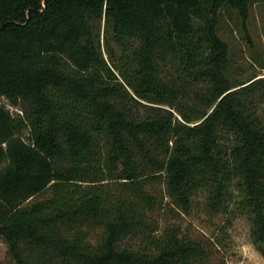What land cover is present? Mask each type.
<instances>
[{
    "label": "trees",
    "instance_id": "1",
    "mask_svg": "<svg viewBox=\"0 0 264 264\" xmlns=\"http://www.w3.org/2000/svg\"><path fill=\"white\" fill-rule=\"evenodd\" d=\"M254 1L0 0L14 264H204L208 243L165 218L198 196L264 247V77L228 76L217 34Z\"/></svg>",
    "mask_w": 264,
    "mask_h": 264
},
{
    "label": "rangeland",
    "instance_id": "2",
    "mask_svg": "<svg viewBox=\"0 0 264 264\" xmlns=\"http://www.w3.org/2000/svg\"><path fill=\"white\" fill-rule=\"evenodd\" d=\"M217 34L228 46L225 66L228 76L238 79L254 75L264 77V0L250 5L244 22L236 9L221 11ZM8 107L10 109L6 104L5 108ZM204 197L194 198L192 209L187 213L173 218L165 216L167 222L179 225L182 233L208 243L204 264H264V247L254 241L249 215L240 214L233 204L227 211H210ZM0 264H14L1 237Z\"/></svg>",
    "mask_w": 264,
    "mask_h": 264
}]
</instances>
